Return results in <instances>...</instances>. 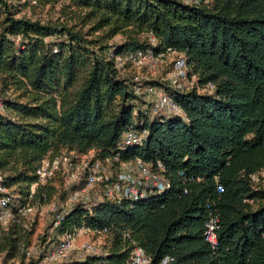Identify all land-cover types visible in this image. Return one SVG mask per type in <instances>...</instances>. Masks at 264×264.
Returning <instances> with one entry per match:
<instances>
[{"label":"trees","instance_id":"trees-1","mask_svg":"<svg viewBox=\"0 0 264 264\" xmlns=\"http://www.w3.org/2000/svg\"><path fill=\"white\" fill-rule=\"evenodd\" d=\"M32 1L57 5L55 20L16 16L30 0H0L8 209L58 204L81 185L58 193L60 172L37 183L40 161L60 150L108 158L113 171L138 157L152 171L160 164L168 187L134 201L94 197L64 206L55 234L85 227L102 233L106 247L60 264H123L133 246L147 264L166 256L165 264H264V187L248 177L264 170V0ZM167 48L185 63L180 89L160 79L140 83L164 89L182 113L153 115L126 73L131 66L120 70L111 55ZM128 130L144 131L139 144H121ZM208 210L218 217L213 250L202 237ZM31 234L17 216L0 226V264H41L24 255Z\"/></svg>","mask_w":264,"mask_h":264},{"label":"built area","instance_id":"built-area-1","mask_svg":"<svg viewBox=\"0 0 264 264\" xmlns=\"http://www.w3.org/2000/svg\"><path fill=\"white\" fill-rule=\"evenodd\" d=\"M30 2H33L30 0ZM154 42V40H151ZM169 53H173L169 48L163 52L153 53L150 49L145 51H136L125 55H111L116 66L121 70L125 63L133 67H140L144 64L155 65L162 62L164 57ZM185 63L180 57L173 60L171 69L168 73V79L163 80L172 90L180 89L181 80L185 77ZM132 81L137 82L135 93L149 103L150 112L153 115L166 114H181L180 105L172 98V96L160 87H155L148 84H141V78L132 76ZM211 88V85H208ZM4 111V106L0 101V113ZM13 120V117H10ZM144 136V131L137 132L128 130L124 132L120 138L122 145L139 144ZM110 159L106 158L103 161L83 159L75 155L71 151L60 150L52 157L43 158L35 169L37 183L48 184L55 176L56 172L69 182L78 183L82 181L79 187L69 191L67 200L68 206L73 202L89 203L93 196V188L98 186L99 196L96 200L103 197L106 199L118 201L121 199L137 200L145 198L153 193H159L168 187L169 183L160 173L162 166L157 164V171H152L138 157H135L131 162H122L118 164L116 170L110 168ZM264 170L257 173L249 174L248 177L252 183H258ZM3 174L0 173V226L4 227L9 222L14 221V217H24L37 209V205L22 203L16 206L15 211L8 209V203L11 200V195L8 188L2 185ZM191 180V178H189ZM33 185L30 186V193L33 191ZM220 187L216 186V191ZM92 191V192H91ZM57 205V206H56ZM48 207L53 215L50 219L48 238L46 244L40 249L26 248L25 256H38L41 264H60L68 260L71 254L75 253L77 258H83L86 255H99L101 251L98 247L88 243H82L79 246L75 245L79 233H92L88 228L78 227L72 228L55 234L60 228L63 214L66 212V207L58 206L56 202H48ZM57 207V208H56ZM206 207L208 205L206 204ZM218 228V217L215 212L208 210L206 220L204 221L202 237L209 245L210 249L216 246V229ZM55 234V235H54ZM170 257H164L159 264H165L170 261ZM148 258L143 250L138 246H133L130 258L123 264H147Z\"/></svg>","mask_w":264,"mask_h":264},{"label":"rangeland","instance_id":"rangeland-1","mask_svg":"<svg viewBox=\"0 0 264 264\" xmlns=\"http://www.w3.org/2000/svg\"><path fill=\"white\" fill-rule=\"evenodd\" d=\"M22 1V0H21ZM186 1H192V0H186ZM33 2H30L28 5L21 6L18 14L16 16H24L31 19H38L42 22L47 21H54L57 17V5L49 8L47 6L40 7L38 5L32 4ZM177 55L173 53H169L166 55L162 62H159L155 65H148L144 64L140 67H129L127 70V75H129V78L132 76H137L141 79L146 80H166L168 79V73L171 69V65L173 60H175ZM183 82V80H181ZM83 159H89L91 157V152L87 153L83 156H78ZM260 183L259 186L264 187V172L262 173V177L259 179ZM70 182L67 180H56L53 181L55 191L58 193L63 192L64 187L69 184ZM99 188L98 186H95L93 188V196L92 197H98L99 195ZM92 192V191H91ZM66 198V199H65ZM51 201L57 202L56 199H50ZM61 200V199H60ZM57 204V203H56ZM67 206L68 200L67 197H64L62 201H59L58 206ZM37 209L35 211H32L27 216L20 217L21 222L25 227L32 228V234L30 238V248L35 250L39 245L46 243L47 241V235L48 230L47 227L50 224V219L53 215V212L49 210L48 202L42 203V204H36ZM57 206V205H56ZM57 208V207H56ZM88 243L90 245L98 247L101 251H103L106 247V239L102 233H79L75 242L76 246L81 245L82 243ZM77 255L75 253L71 254L70 258H76Z\"/></svg>","mask_w":264,"mask_h":264},{"label":"crops","instance_id":"crops-1","mask_svg":"<svg viewBox=\"0 0 264 264\" xmlns=\"http://www.w3.org/2000/svg\"><path fill=\"white\" fill-rule=\"evenodd\" d=\"M186 1V0H185Z\"/></svg>","mask_w":264,"mask_h":264}]
</instances>
